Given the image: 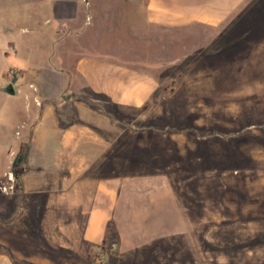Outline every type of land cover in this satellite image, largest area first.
Wrapping results in <instances>:
<instances>
[{
    "label": "rangeland",
    "instance_id": "1",
    "mask_svg": "<svg viewBox=\"0 0 264 264\" xmlns=\"http://www.w3.org/2000/svg\"><path fill=\"white\" fill-rule=\"evenodd\" d=\"M0 8L6 18L0 20V195L45 199L22 205L20 226L37 229L30 241L6 248L14 258L90 264L71 229L83 220L74 211L78 195L94 186L75 183L63 154L34 152L19 124L33 113L26 103L38 108L44 97L71 94L29 88L30 69L62 60L68 66L83 51L89 58L122 57L121 49H132L126 62L142 67L156 88L142 108L117 112L119 129L125 113L144 132L118 140L129 139L132 148L126 159L117 154L118 164L132 163L122 171L161 172L180 207V232L165 238L164 264H264V0H245L217 26L150 27L141 41L128 38L130 28L117 34L108 28L112 20H145L146 0H0ZM62 20L99 22L61 41ZM63 51L70 53L65 59ZM10 83L18 94L7 95ZM77 92L82 97L84 89ZM18 155L25 171L16 179ZM0 237L18 242L20 233L0 230Z\"/></svg>",
    "mask_w": 264,
    "mask_h": 264
},
{
    "label": "crops",
    "instance_id": "2",
    "mask_svg": "<svg viewBox=\"0 0 264 264\" xmlns=\"http://www.w3.org/2000/svg\"><path fill=\"white\" fill-rule=\"evenodd\" d=\"M244 1L146 0L145 20H112L108 31L117 34L130 28L126 32L128 38L141 41L150 32V27L217 26ZM0 20H6L2 8ZM97 22L99 20H62L61 41L69 39L72 31L80 34L83 26L93 27ZM131 50L121 49L122 57L108 52L95 58L87 57L83 51L74 55L68 66L63 60L56 67L40 68L35 63L27 78L29 88L40 89L42 84L46 89L67 90L71 94L44 97L38 108L26 103L28 112L33 109V113L19 124L26 128L21 136L27 138L34 152L63 154L61 159L72 169L75 183L80 188L94 186L87 196L78 195L79 203L74 211L80 209L83 220L71 229L76 232L79 254H86L90 264L93 260L98 264H164L165 238L175 236L181 227V210L174 194L166 187L165 176L157 171H122L132 166L130 162L125 164L126 160L118 164L117 154L120 152L126 159L132 149L129 139L119 145L118 140L144 132L133 129L125 113L120 115L124 128L119 129L117 112L142 108L152 99V91L156 88L154 78L143 72L142 67L126 62L125 57ZM67 54L70 55L63 51L62 58L65 59ZM53 56L52 53L51 59ZM17 81L15 85H25ZM81 88L84 89L82 97L77 92ZM15 94L18 93L15 91ZM6 113L7 116L12 114ZM43 196L0 195V230L20 233L18 242L0 237V264H21L19 258H14L12 250L6 248H15L21 244V239L31 240L30 234L33 235L37 228L30 231L21 227L19 218L24 204L43 201ZM61 199L65 200L67 196H61ZM38 205L41 204L38 203L33 212L36 216L39 215Z\"/></svg>",
    "mask_w": 264,
    "mask_h": 264
},
{
    "label": "trees",
    "instance_id": "3",
    "mask_svg": "<svg viewBox=\"0 0 264 264\" xmlns=\"http://www.w3.org/2000/svg\"><path fill=\"white\" fill-rule=\"evenodd\" d=\"M22 161V157L20 155H18L15 160L13 161V164H12V175L17 179L19 178L20 176H22L24 174V168L19 166V164L21 163Z\"/></svg>",
    "mask_w": 264,
    "mask_h": 264
},
{
    "label": "water",
    "instance_id": "4",
    "mask_svg": "<svg viewBox=\"0 0 264 264\" xmlns=\"http://www.w3.org/2000/svg\"><path fill=\"white\" fill-rule=\"evenodd\" d=\"M6 92L8 94H10V95H14L15 94V90L13 89L11 84L6 88Z\"/></svg>",
    "mask_w": 264,
    "mask_h": 264
},
{
    "label": "built area",
    "instance_id": "5",
    "mask_svg": "<svg viewBox=\"0 0 264 264\" xmlns=\"http://www.w3.org/2000/svg\"><path fill=\"white\" fill-rule=\"evenodd\" d=\"M9 179H10V181H13L12 176H10ZM2 191L6 192V191H7V188H6V187H3V188H2Z\"/></svg>",
    "mask_w": 264,
    "mask_h": 264
}]
</instances>
